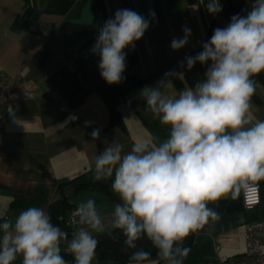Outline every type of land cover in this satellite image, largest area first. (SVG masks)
<instances>
[{
  "label": "clouds",
  "instance_id": "1",
  "mask_svg": "<svg viewBox=\"0 0 264 264\" xmlns=\"http://www.w3.org/2000/svg\"><path fill=\"white\" fill-rule=\"evenodd\" d=\"M206 9L218 14L220 0H207ZM149 16L156 19L154 11ZM151 20L124 8L97 26L90 52L99 58L98 70L107 84L126 79L125 49L135 48ZM182 31V38L171 41L172 50L188 44L191 29ZM202 49L181 62L189 71L196 63L207 65L194 88L167 95L169 78L176 74L169 72L140 90L146 109L168 127V136L158 142L137 139L126 153L113 142L94 158L93 179L111 180V191L119 197L111 223L121 231L126 250H133L128 264H184L190 251L184 240L220 220L209 205L257 190V182L264 180V120L250 114L254 77L264 72V0H252L244 15L235 14L225 27L214 29ZM99 135V129L91 133L93 139ZM77 215L80 227L69 240L43 207L29 206L14 219L0 211V264L18 258L22 264H68L65 250L72 264H93L99 244L93 233L104 231L95 200L81 203ZM142 239L156 249L155 262L151 251L138 247Z\"/></svg>",
  "mask_w": 264,
  "mask_h": 264
},
{
  "label": "crops",
  "instance_id": "2",
  "mask_svg": "<svg viewBox=\"0 0 264 264\" xmlns=\"http://www.w3.org/2000/svg\"><path fill=\"white\" fill-rule=\"evenodd\" d=\"M203 2L0 0V68L37 84L36 98L22 99L3 108L0 211L6 213V219H14L20 210L29 206L43 207L49 213L50 206L62 197L60 184L84 172L94 176L95 156L113 142L126 153L137 139L158 142L168 136V127L161 125L146 109L140 95L120 107L125 127L109 125L108 108L96 93L89 94L73 113L62 119L61 108L47 97L50 90L47 80L60 68L72 66L80 56L99 61L90 52L98 34L97 26H102L118 9L134 10L150 20L149 12L154 11L156 19L151 20L144 36L135 42L140 59L134 71L145 78L144 86H154L165 73L175 72V76L169 78L170 87L164 91L170 96L178 95L190 88L187 84L182 88L175 84L178 79L184 80L188 71L181 62L192 51L203 50L202 44L215 16L207 11V0ZM184 27L191 29L188 44L172 50L171 41L183 37ZM39 53L46 54V59L41 61ZM255 87L262 104L251 99L250 114L254 120H264V91L259 93L257 84ZM9 112L12 120L8 119ZM75 117L82 118V121L70 127L69 121ZM94 129L100 130L98 139L91 136ZM258 183L262 187V202L254 209L241 207V193L235 199L228 196L216 201L224 202L229 208H215L220 220L210 222L184 240L183 246L190 249L184 264H220L224 255L240 257L246 253V224L264 221V180ZM64 194L77 206L89 198L94 199L104 231L112 227V212L115 204L120 202L117 194L111 196L73 187H66ZM79 195L84 200L77 202ZM213 203L209 206L213 207ZM258 237L264 239V234ZM66 243H62V249L66 248ZM262 249L264 251V244ZM156 259L155 256L152 261ZM17 260L16 264L22 263L20 258Z\"/></svg>",
  "mask_w": 264,
  "mask_h": 264
},
{
  "label": "trees",
  "instance_id": "3",
  "mask_svg": "<svg viewBox=\"0 0 264 264\" xmlns=\"http://www.w3.org/2000/svg\"><path fill=\"white\" fill-rule=\"evenodd\" d=\"M251 3L252 0H224L221 3L222 11L215 14L204 42L210 39L214 29L225 27L230 22L233 15H244L250 10ZM126 52V70L124 72L126 79L119 84H107L100 76L98 61L91 57L83 58L81 56L74 61V68L71 66L62 67L48 78L47 82L50 90L47 93V97L61 108L60 117L62 119L73 113L89 94L96 93L101 97L108 108L110 114L109 125L125 127L120 107L132 102L139 95L140 90L146 83L145 78L134 71L140 59L138 49H129ZM199 52L201 51L194 50L190 53V56H194ZM38 57L43 61L46 59V54L39 53ZM206 70L207 65L202 66L200 63H196L190 71L188 70L185 73L184 80L178 79L175 81V84L178 88H182L184 84L194 88L197 81L203 79V74ZM254 80L255 86L257 83H261L264 86V72L257 74ZM251 99L257 104H262V100L257 92L254 93ZM81 121L82 118L75 117L69 121L68 125L73 127ZM110 185L111 180L95 181L93 176H89L85 172L80 173L67 182L61 183L60 190L62 191V197L55 201L49 208L52 222L63 228L71 239L73 232L67 225V221L72 208L77 207V205H74L64 194L65 188L73 187L103 192L115 196L111 191ZM212 206L218 210L229 208V205L224 204V202H214ZM241 207L244 208L243 204ZM95 236L99 240V244L93 262L110 261L128 264V257L133 250H126L124 246V237L120 230L113 228L111 231H104ZM137 244L138 247L151 251L152 258L156 256V249L152 247L148 240L142 239L138 241ZM62 255L65 260L68 261V264H72L73 258L69 252H62ZM16 261L18 262V260ZM16 261L14 264H16Z\"/></svg>",
  "mask_w": 264,
  "mask_h": 264
},
{
  "label": "built area",
  "instance_id": "4",
  "mask_svg": "<svg viewBox=\"0 0 264 264\" xmlns=\"http://www.w3.org/2000/svg\"><path fill=\"white\" fill-rule=\"evenodd\" d=\"M37 85L21 75H11L0 68V145L4 139V116L3 108L12 105L22 99L36 98ZM258 183V182H257ZM241 201L246 210L256 208L262 202V187L258 183L257 190L241 191ZM77 207L72 208L67 225L72 232L79 227ZM247 251L240 257L222 256L220 264H264V251L262 246L264 239L258 237L264 234V221H249L246 224Z\"/></svg>",
  "mask_w": 264,
  "mask_h": 264
},
{
  "label": "rangeland",
  "instance_id": "5",
  "mask_svg": "<svg viewBox=\"0 0 264 264\" xmlns=\"http://www.w3.org/2000/svg\"><path fill=\"white\" fill-rule=\"evenodd\" d=\"M2 32V29L0 27V34ZM33 81V80H31ZM34 83L36 84V82L34 81ZM37 85V84H36ZM44 86L45 88L47 87L46 83H44ZM257 86H258V92L259 93H262V90L264 91V86L261 84V83H257ZM42 88V87H41ZM264 100V98H262ZM82 190V189H81ZM85 190V189H84ZM77 197V196H76ZM84 200V197L82 195H79L78 198H76V201L77 202H80V201H83ZM78 228V227H77ZM113 228L112 227H108V230L107 231H111ZM99 234V233H97ZM70 240V239H69ZM93 264H121V263H114V262H110V261H100V262H93Z\"/></svg>",
  "mask_w": 264,
  "mask_h": 264
},
{
  "label": "water",
  "instance_id": "6",
  "mask_svg": "<svg viewBox=\"0 0 264 264\" xmlns=\"http://www.w3.org/2000/svg\"><path fill=\"white\" fill-rule=\"evenodd\" d=\"M72 68H74L75 67V65L74 64H72V66H71Z\"/></svg>",
  "mask_w": 264,
  "mask_h": 264
}]
</instances>
